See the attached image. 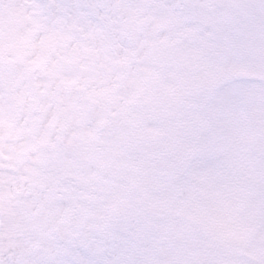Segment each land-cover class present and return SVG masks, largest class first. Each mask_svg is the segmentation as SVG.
Listing matches in <instances>:
<instances>
[{
  "label": "snow or ice",
  "instance_id": "snow-or-ice-1",
  "mask_svg": "<svg viewBox=\"0 0 264 264\" xmlns=\"http://www.w3.org/2000/svg\"><path fill=\"white\" fill-rule=\"evenodd\" d=\"M0 264H264V0H0Z\"/></svg>",
  "mask_w": 264,
  "mask_h": 264
}]
</instances>
